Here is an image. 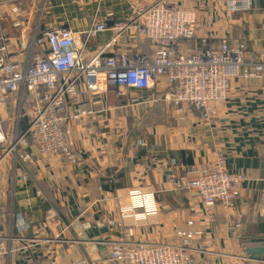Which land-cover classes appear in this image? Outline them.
<instances>
[{
  "label": "crops",
  "instance_id": "1",
  "mask_svg": "<svg viewBox=\"0 0 264 264\" xmlns=\"http://www.w3.org/2000/svg\"><path fill=\"white\" fill-rule=\"evenodd\" d=\"M158 0H0V37L24 65L39 47L33 39L48 26L68 27L83 46V33L94 22L108 27L126 19L136 2ZM197 13L203 25L197 37L182 40L183 48H200L202 39L216 48L226 39L245 46L244 59L264 56V0H252L251 9L228 11L226 0H176ZM113 12L115 19H108ZM98 33L83 48L92 57L110 38ZM33 48V49H30ZM154 45L125 34L112 52L151 54ZM161 79L158 91L166 89ZM43 91V89L41 90ZM137 101L134 102L133 99ZM155 91L128 88L119 94L111 88L96 113L70 123L71 138L80 159L45 156L34 147L9 151L34 111L32 95L17 92L0 105L7 142L0 144V236L9 253L1 264H117L110 258V241L121 233L114 190L151 185L160 209L157 228H131L134 240H169L176 225L202 228L192 245L198 263L264 264L246 254L250 242L264 235V77L232 80L228 97L213 106L206 125L201 110L186 107L184 117L174 105L155 101ZM88 103V104H87ZM86 106L92 107L89 102ZM220 154L228 170L242 175L240 193L232 206L218 204L206 213L189 191L175 189L169 176H181L211 166ZM29 155V159L23 157ZM49 210L55 211L47 219ZM194 220L193 226L187 221ZM240 225V226H238Z\"/></svg>",
  "mask_w": 264,
  "mask_h": 264
},
{
  "label": "built area",
  "instance_id": "2",
  "mask_svg": "<svg viewBox=\"0 0 264 264\" xmlns=\"http://www.w3.org/2000/svg\"><path fill=\"white\" fill-rule=\"evenodd\" d=\"M251 6L252 0H226L228 11L248 10ZM108 19H115L113 12L108 13ZM202 27L196 11L176 0L136 2L126 19H115L110 27L104 21L94 22L83 33L82 47L72 29L48 26L42 36L33 39L32 46L39 50H30L24 65L0 37V105L15 93L26 92L32 95L35 107L27 128L16 134L8 152H17L20 145L31 146L42 155L62 156L76 163L80 153L71 138L70 123L94 115L95 106L102 103L103 95L111 88L119 94L128 88L153 90L155 101L174 105L180 115L186 107L199 108L202 122L210 125L213 106L227 99L232 80L264 77V56L246 61L245 46L232 45L226 39L216 48L209 47L207 39H202L200 48H183L182 39H194ZM108 29L109 40L85 59L83 48L92 37ZM125 34L149 40L154 52H137L133 56L112 52ZM162 78L167 86L159 92ZM86 102L93 106H86ZM6 142L0 116V144ZM29 158L26 155L23 160ZM168 179L175 189L192 193L204 211L210 213L218 204H234L242 175L231 173L226 156L220 154L211 166L199 169L197 174L170 175ZM155 193L151 185L115 188L121 233L109 243L111 260L117 264H214L198 263L192 256L193 242L204 234L202 228L176 225L169 240L161 241L127 237L128 229L160 226ZM55 215L49 210L47 219ZM187 225L193 226L194 220L189 219ZM8 253L6 238L0 236V264ZM72 264L90 263L80 259Z\"/></svg>",
  "mask_w": 264,
  "mask_h": 264
},
{
  "label": "water",
  "instance_id": "3",
  "mask_svg": "<svg viewBox=\"0 0 264 264\" xmlns=\"http://www.w3.org/2000/svg\"><path fill=\"white\" fill-rule=\"evenodd\" d=\"M250 242L253 243H264V235L260 237H253L251 238ZM246 254L254 260H261L264 254V246H260L257 248L254 247H247Z\"/></svg>",
  "mask_w": 264,
  "mask_h": 264
},
{
  "label": "trees",
  "instance_id": "4",
  "mask_svg": "<svg viewBox=\"0 0 264 264\" xmlns=\"http://www.w3.org/2000/svg\"><path fill=\"white\" fill-rule=\"evenodd\" d=\"M182 40H188V39H182Z\"/></svg>",
  "mask_w": 264,
  "mask_h": 264
}]
</instances>
